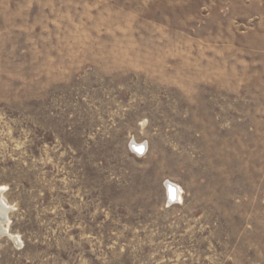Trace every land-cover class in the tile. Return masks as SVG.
Listing matches in <instances>:
<instances>
[{"label": "rangeland", "instance_id": "obj_1", "mask_svg": "<svg viewBox=\"0 0 264 264\" xmlns=\"http://www.w3.org/2000/svg\"><path fill=\"white\" fill-rule=\"evenodd\" d=\"M0 191V264H264V0H0Z\"/></svg>", "mask_w": 264, "mask_h": 264}, {"label": "bare ground", "instance_id": "obj_2", "mask_svg": "<svg viewBox=\"0 0 264 264\" xmlns=\"http://www.w3.org/2000/svg\"><path fill=\"white\" fill-rule=\"evenodd\" d=\"M133 143H134L133 151L136 154H138L140 157L144 156L146 154V149H147L146 144L142 145L141 143H137L136 141H134ZM166 189H167V196L169 198V201H168L169 204H172V202L177 204L180 200H182L180 196L181 189L177 185L171 182H167ZM1 198L2 197H1V191H0V236L3 233L6 234L7 230L6 228H4V224L8 221V214L10 212V208L1 201Z\"/></svg>", "mask_w": 264, "mask_h": 264}]
</instances>
